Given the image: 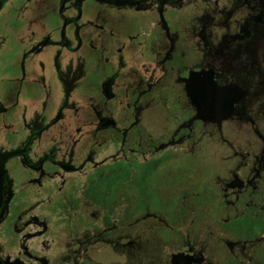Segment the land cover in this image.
<instances>
[{
    "label": "flooded vegetation",
    "instance_id": "obj_1",
    "mask_svg": "<svg viewBox=\"0 0 264 264\" xmlns=\"http://www.w3.org/2000/svg\"><path fill=\"white\" fill-rule=\"evenodd\" d=\"M48 2L0 0V264H264V0Z\"/></svg>",
    "mask_w": 264,
    "mask_h": 264
},
{
    "label": "rangeland",
    "instance_id": "obj_2",
    "mask_svg": "<svg viewBox=\"0 0 264 264\" xmlns=\"http://www.w3.org/2000/svg\"><path fill=\"white\" fill-rule=\"evenodd\" d=\"M51 2H48V6H50L51 5V10L52 9H55V7H56V2H57V0H50ZM52 16V15H51ZM53 17V16H52Z\"/></svg>",
    "mask_w": 264,
    "mask_h": 264
}]
</instances>
